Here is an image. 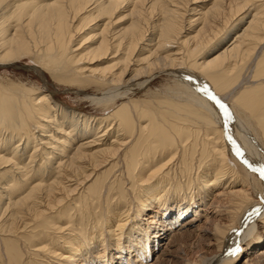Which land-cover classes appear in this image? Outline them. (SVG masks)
Masks as SVG:
<instances>
[{
	"label": "bare ground",
	"instance_id": "bare-ground-1",
	"mask_svg": "<svg viewBox=\"0 0 264 264\" xmlns=\"http://www.w3.org/2000/svg\"><path fill=\"white\" fill-rule=\"evenodd\" d=\"M0 69V264H264V0H0Z\"/></svg>",
	"mask_w": 264,
	"mask_h": 264
},
{
	"label": "rangeland",
	"instance_id": "rangeland-1",
	"mask_svg": "<svg viewBox=\"0 0 264 264\" xmlns=\"http://www.w3.org/2000/svg\"><path fill=\"white\" fill-rule=\"evenodd\" d=\"M0 74L3 75L5 72L0 69ZM39 72H42L38 67H35L33 63L30 61H22L18 63L16 66L13 68H9L7 73L10 77L14 78H20L24 79V81L32 82L38 84L40 87H42L43 90L48 91L53 98L56 100L57 103L61 104L62 106L72 109L77 113H82L86 115H91V116H100L102 111H100L99 107H96L95 105H92L89 101L85 100H80L79 98L82 97L79 92L76 89H71L63 84L57 83L53 81L48 75L44 73V76L46 80L43 82L41 76L39 75ZM28 78V80L26 79ZM166 84V78L164 76H156L151 84H149L148 88L145 87H139V86H134V94L133 96H137L138 98H143L144 93L147 91V89L150 88V91H156L160 90L163 88V86ZM90 95L96 94L94 92L89 91ZM136 93V94H135ZM221 188H219L217 192L221 191ZM236 190L240 189V186L235 187ZM224 200V197L222 198ZM220 209V208H219ZM219 209L215 208L214 210H210L209 213H215L217 211H220ZM216 210V211H215ZM153 214H151V210L148 213V216L145 218V223H149L151 221V217ZM196 213L194 212H189L185 219H190V218H196L195 216ZM215 217V215H214ZM198 225L199 227H202L201 225L205 221L203 217L198 219ZM198 227V228H199ZM202 230V231H201ZM205 229L199 228V231L197 230V233L195 235L191 236H185V237H180L176 241L175 245H178L177 247L180 246V249L182 252H180L178 255L183 257L186 260H193V258L197 259L202 253H203V248L208 247V240L205 236ZM201 235V236H200ZM201 237V238H200ZM204 239V243L200 245V247H197L199 245L200 240ZM207 241V242H206ZM197 243V244H196ZM174 245V247H175ZM259 251V249L257 250ZM202 252V253H201ZM245 253V252H244ZM243 254V252H242ZM199 255V256H198ZM243 257V255H242ZM244 260V259H243ZM164 264H173L172 262H166Z\"/></svg>",
	"mask_w": 264,
	"mask_h": 264
},
{
	"label": "snow or ice",
	"instance_id": "snow-or-ice-1",
	"mask_svg": "<svg viewBox=\"0 0 264 264\" xmlns=\"http://www.w3.org/2000/svg\"><path fill=\"white\" fill-rule=\"evenodd\" d=\"M189 79H191V78L189 77ZM203 91L207 92V89H203ZM208 95H209V98L211 100L215 101V103L218 105V107L223 111V115H224L225 120L230 119L231 118V113L229 112L227 105L222 103L215 95H213L211 93H208ZM233 148L237 152V154L242 155L240 149L236 146L235 142H233ZM245 163H248V162L245 161ZM249 166L252 167L253 171L258 172L259 176H260V179L262 181H264V164H262V165H260L258 167H255V166H252V165H249ZM236 251H238V249Z\"/></svg>",
	"mask_w": 264,
	"mask_h": 264
}]
</instances>
